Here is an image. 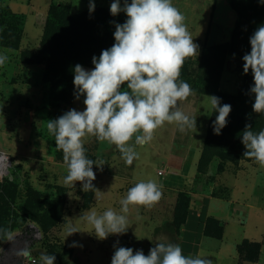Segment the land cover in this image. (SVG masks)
Segmentation results:
<instances>
[{
  "label": "rangeland",
  "instance_id": "374dc122",
  "mask_svg": "<svg viewBox=\"0 0 264 264\" xmlns=\"http://www.w3.org/2000/svg\"><path fill=\"white\" fill-rule=\"evenodd\" d=\"M12 1L0 0V12L22 16L24 22L16 37L0 23V53L9 57L0 67V152L12 164L9 176L0 183V264H33V259L40 264L41 253L55 255V264H111L116 247L148 255L156 243L177 244L195 200H233L240 188L256 186L254 195L264 201V167L244 157L247 149L242 142L247 124L254 133L264 130V113L257 114L252 107L253 74L244 73L243 60L251 52L250 37L264 25V0H172L199 46L198 56L185 60L180 79L193 91L220 98L221 105H230L232 111L219 135L213 129L218 113L214 108L209 113L205 144L185 189L164 187L165 178L158 176L160 162L148 163L151 145L136 146L144 174L158 178L160 182L154 181L162 186L163 195L152 207L130 206L127 231L105 240L98 239L81 218L93 209L98 215L108 209L120 213L121 199L143 181L135 160L127 165L114 145L87 136L85 155L99 164L93 167V185L100 193L84 192L82 182L66 185L67 166L47 122L72 109L85 110V97L77 99L75 94L74 68L79 64L93 70V56L116 43L115 24L123 25L128 17L124 12L111 14L114 0H91L94 12L89 10L90 0H17L21 13L11 8ZM95 19L102 26L93 33ZM99 33L111 39L97 44L94 36ZM227 69L236 74V90L221 89ZM68 226L79 232L68 236ZM211 228L217 237L223 224ZM4 229L13 233V239ZM24 247L33 259L18 255ZM246 250L247 261L256 258L255 249Z\"/></svg>",
  "mask_w": 264,
  "mask_h": 264
},
{
  "label": "clouds",
  "instance_id": "9594fccd",
  "mask_svg": "<svg viewBox=\"0 0 264 264\" xmlns=\"http://www.w3.org/2000/svg\"><path fill=\"white\" fill-rule=\"evenodd\" d=\"M90 12L95 3L90 0ZM113 16L126 13L128 19L115 24L116 43L103 50L99 58L93 57L94 69L85 70L77 64L74 68L76 96H84V111L72 109L55 120L47 122V130L55 137L58 150H62L67 166L66 185L82 182L83 191L100 193L94 185V165L97 161L85 155L84 139L94 136L99 141L114 145L127 165L140 158L136 146L143 147L153 141L156 131L165 123H175L180 132L196 129L197 118L190 117L179 106L194 92L180 79L181 69L187 58L198 56L199 46L188 31L184 14L173 5L172 0H114L110 6ZM251 52L245 54L244 73L251 70L255 95L253 110L264 113V25L259 26L250 37ZM9 57L0 53V67ZM126 85L128 90H122ZM218 115L213 125L219 135L226 127L231 106L221 105L220 98L208 96ZM251 124L245 126L242 142L247 151L244 157L254 159L264 167V130L254 133ZM162 186L155 181L138 182L121 199L120 213L108 209L97 214L95 209L81 219L94 229L95 236L105 240L109 235L127 231L130 206L152 207L162 198ZM122 213V214H121ZM8 239L13 233L3 230ZM69 235L79 232L68 226ZM73 247L76 245L73 244ZM18 255L33 259L27 247ZM55 255L41 253L40 264H55ZM33 264L36 260L33 259ZM111 264H213L209 258L183 254L180 245L156 243L148 255L143 250L116 247Z\"/></svg>",
  "mask_w": 264,
  "mask_h": 264
},
{
  "label": "crops",
  "instance_id": "0c3cea01",
  "mask_svg": "<svg viewBox=\"0 0 264 264\" xmlns=\"http://www.w3.org/2000/svg\"><path fill=\"white\" fill-rule=\"evenodd\" d=\"M11 8L21 13L22 6L17 0L11 2ZM235 76L233 70L227 69L222 75L221 89L233 87L236 90ZM178 103L186 114L197 118L196 129L182 133L175 123H165L158 129V133H155L148 149V163L156 165L160 162L159 170L167 172L162 177L165 178L163 186L172 190L185 189L189 185L187 182L192 178L196 161L205 144L207 121L213 109L208 96H198L197 92ZM135 167L139 171L137 176L144 182H160L157 177L155 179L144 174L140 158L135 160ZM251 188L247 191H241L240 188L232 196L233 200L219 202L204 197L193 201L177 242L183 254L193 257L199 254L201 258L211 259L213 264H264V201H259L257 195H254L256 186ZM252 194L255 199L251 197ZM211 220L223 224L221 238L208 234ZM246 243L260 246L256 262L242 260L240 248Z\"/></svg>",
  "mask_w": 264,
  "mask_h": 264
},
{
  "label": "trees",
  "instance_id": "16d2710c",
  "mask_svg": "<svg viewBox=\"0 0 264 264\" xmlns=\"http://www.w3.org/2000/svg\"><path fill=\"white\" fill-rule=\"evenodd\" d=\"M66 7H64L63 9H65ZM52 10H54V6L53 7H51V11ZM108 14V13H107ZM109 15V14H108ZM24 22V17H22V16H19V15H16V14H11L10 13V15L9 14H6V13H4V12H0V23H4V24H6V26H8L10 29H11V32H12V34H13V36L14 37H16L17 36V30H19L18 29V27H21V24ZM19 25V26H18ZM102 26V22L101 21H99V20H97V19H95V20H93V33H95V32H97L98 30H99V28ZM20 30H21V28H20ZM20 39V36H19V38H18V40ZM111 38H110V36H108V35H106V34H98V38H96V36H94V41L97 43V44H102V41H104V40H110ZM17 40V41H18ZM100 55V50H99V52L97 53V54H95V56H93V57H96V58H98V56ZM93 67H94V64H93ZM194 92H197V91H194ZM198 93V96H200V93L199 92H197ZM205 205H206V200H205ZM187 215H188V213H187ZM187 215H186V217H187ZM185 220H186V218H185ZM210 224H209V228H208V230H207V232H208V234L210 235V236H212L213 237V235L211 234V232H212V226H213V224H218V222L217 221H215V220H211L210 222H209ZM222 232L223 231H221L220 232V235L219 236H217V237H215V238H221V236H222ZM247 247H252L253 249H255L256 250V254H257V256H256V258L255 259H251V261H254V262H256L257 260H258V255H259V251H260V246L259 245H257V244H248V243H246L245 245H243L241 248H240V253H241V256L243 257L242 258V260H246V254L245 253H247L246 251V249H247ZM245 252V253H244Z\"/></svg>",
  "mask_w": 264,
  "mask_h": 264
},
{
  "label": "built area",
  "instance_id": "2783aa9c",
  "mask_svg": "<svg viewBox=\"0 0 264 264\" xmlns=\"http://www.w3.org/2000/svg\"><path fill=\"white\" fill-rule=\"evenodd\" d=\"M12 164L8 155L4 152H0V183L6 179L11 172ZM164 170H160L158 175L163 177L165 175Z\"/></svg>",
  "mask_w": 264,
  "mask_h": 264
}]
</instances>
